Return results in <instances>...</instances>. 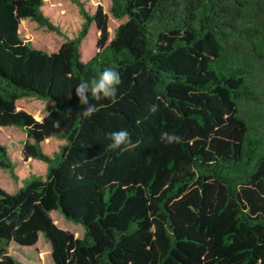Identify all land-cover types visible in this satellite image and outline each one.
<instances>
[{"label":"trees","instance_id":"1","mask_svg":"<svg viewBox=\"0 0 264 264\" xmlns=\"http://www.w3.org/2000/svg\"><path fill=\"white\" fill-rule=\"evenodd\" d=\"M71 1L85 21L48 51L18 33L23 19L58 33L43 0H0V126L23 130V156L47 164L44 179L0 187V264H22L9 246L40 235L53 264H264V0H110L126 18L110 40L102 7ZM91 22L97 50L83 61ZM106 68L120 73L117 96L90 95L84 118L75 87ZM25 97L51 108L37 120L16 109ZM120 130L130 142L113 150ZM51 136L65 141L52 157L39 146ZM14 167L0 144V168L17 180Z\"/></svg>","mask_w":264,"mask_h":264},{"label":"rangeland","instance_id":"2","mask_svg":"<svg viewBox=\"0 0 264 264\" xmlns=\"http://www.w3.org/2000/svg\"><path fill=\"white\" fill-rule=\"evenodd\" d=\"M77 1L87 14L94 13L97 6L102 7L107 15L109 40L113 37V32L117 25L126 19H114L111 16L109 12L110 0ZM42 11L50 22L57 27L58 33L50 31L46 27H41L30 19L21 20L18 29L20 38L35 48H43L48 51L57 50L63 41L77 36L85 21L78 6L71 0H43ZM98 37L99 31L95 24L91 22L86 34L79 43V51L83 61H86L96 52ZM49 104H52V101L25 97L17 100L16 109L24 110L33 117L42 116L48 112ZM30 141L31 139L19 127L0 126V144L7 147V153L15 164L13 171L17 176V180H13L7 170L0 168V187L8 191H15L30 178H45L47 164L35 158H25L22 154L23 143ZM64 142L61 138L52 137L44 140L39 146L45 154L52 157L55 152L60 150ZM50 215L58 227L69 231L75 237L82 236L83 227L65 219L59 210L51 211ZM50 251V244L42 235L39 236L38 242L31 248L21 249L13 245L9 246V254L22 264H53Z\"/></svg>","mask_w":264,"mask_h":264},{"label":"clouds","instance_id":"3","mask_svg":"<svg viewBox=\"0 0 264 264\" xmlns=\"http://www.w3.org/2000/svg\"><path fill=\"white\" fill-rule=\"evenodd\" d=\"M120 83V73L113 68H106L98 74L97 78L79 83L75 87V93L79 98V103L84 106L81 115L84 118H90L96 111V105L89 100L90 95L95 100H112L117 96ZM57 126H59V122H57ZM110 139V147L116 150L129 144L130 135L127 130H120L112 132ZM161 139L166 145L181 143V137L173 133H163Z\"/></svg>","mask_w":264,"mask_h":264},{"label":"crops","instance_id":"4","mask_svg":"<svg viewBox=\"0 0 264 264\" xmlns=\"http://www.w3.org/2000/svg\"><path fill=\"white\" fill-rule=\"evenodd\" d=\"M50 108H51V104H49V106H48V111L50 110ZM47 113H48V112H47ZM47 113H46V114H47ZM46 114H43L42 116L39 115L40 117H39V116H35V117H36L37 120H41V118H42L43 116H45ZM52 137H55V136H51V137H49V138H52ZM49 138H46V139H49ZM46 139H44V140H46ZM44 140H43V141H44ZM43 141H42V142H43ZM42 142H41V143H42ZM41 143H40V144H41Z\"/></svg>","mask_w":264,"mask_h":264}]
</instances>
